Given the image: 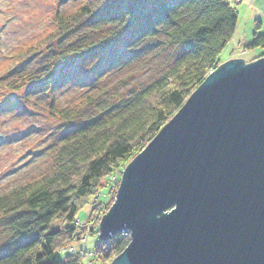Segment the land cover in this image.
<instances>
[{"label": "water", "instance_id": "95a60500", "mask_svg": "<svg viewBox=\"0 0 264 264\" xmlns=\"http://www.w3.org/2000/svg\"><path fill=\"white\" fill-rule=\"evenodd\" d=\"M109 264H264V55L213 68L120 172Z\"/></svg>", "mask_w": 264, "mask_h": 264}, {"label": "trees", "instance_id": "16d2710c", "mask_svg": "<svg viewBox=\"0 0 264 264\" xmlns=\"http://www.w3.org/2000/svg\"><path fill=\"white\" fill-rule=\"evenodd\" d=\"M237 21L238 12L228 0H83L73 14L57 16L61 32L104 22L132 41L162 33L181 51L126 100L106 107L101 116L75 121L62 133L52 147V172L0 192V222L8 227L0 264H85L77 251L62 249L80 239L86 223L92 228L89 232L97 230L99 203L95 200L83 226L75 222L77 211L106 185L116 168L144 148L220 63ZM49 36L38 42L48 43ZM257 45L264 47V34H254L245 48ZM262 55L264 49L250 59ZM24 56L18 53L15 61ZM110 203L111 199L105 202L102 213ZM56 219L64 224L56 226ZM128 241L129 235L121 232L108 240L98 239L95 259L110 262Z\"/></svg>", "mask_w": 264, "mask_h": 264}, {"label": "rangeland", "instance_id": "374dc122", "mask_svg": "<svg viewBox=\"0 0 264 264\" xmlns=\"http://www.w3.org/2000/svg\"><path fill=\"white\" fill-rule=\"evenodd\" d=\"M82 1L0 0V192L52 172V147L62 133L75 121L101 116L106 107L126 100L181 51L180 46L167 43L162 33L132 41L104 22L59 31L57 16L73 14ZM228 1L237 10L238 21L220 63L238 57L249 61L264 49L260 45L245 48L254 34H264V0ZM48 36V43L38 42ZM18 53L25 56L15 61ZM125 165L115 171L121 172ZM107 191L105 185L97 192L103 208L114 198ZM95 200L90 197L77 211L81 223ZM62 222L54 221L56 226ZM7 235L8 227L1 221L0 249ZM98 239L94 230L85 241L75 240L68 247L97 258ZM93 264L109 262L98 259Z\"/></svg>", "mask_w": 264, "mask_h": 264}, {"label": "built area", "instance_id": "2783aa9c", "mask_svg": "<svg viewBox=\"0 0 264 264\" xmlns=\"http://www.w3.org/2000/svg\"><path fill=\"white\" fill-rule=\"evenodd\" d=\"M119 175H120V172L119 171H115L112 174H110L109 177H108V181L106 183V186L108 188V191H107L108 196H110V197H114V195H115L117 184H118V180H119V177H118ZM94 197H95V199H97L98 193L95 194ZM102 202L103 201H101L98 204V211L96 213L97 216H100L102 214V211H101V209L103 208ZM75 222L77 224H79V225L84 224V222L81 223L78 219H76ZM89 229H90V226L87 225V223H86V228H85L84 232L82 233L80 239H82L84 241L86 240V237H87V234L89 232ZM121 233H123L124 235H128V231L127 230H123ZM65 250H67L68 252H75V250H74V248L72 246L62 249V251H65ZM77 252L79 253L80 256H82L83 259L85 258V264H93L94 261L98 260V259H95L94 257L91 258L90 257V253L87 252L86 250H79Z\"/></svg>", "mask_w": 264, "mask_h": 264}, {"label": "crops", "instance_id": "0c3cea01", "mask_svg": "<svg viewBox=\"0 0 264 264\" xmlns=\"http://www.w3.org/2000/svg\"><path fill=\"white\" fill-rule=\"evenodd\" d=\"M234 33H235V30H234V32H233V34H232V36L234 35ZM232 36H231V38H232ZM231 40V39H230ZM230 40H229V42H230Z\"/></svg>", "mask_w": 264, "mask_h": 264}]
</instances>
